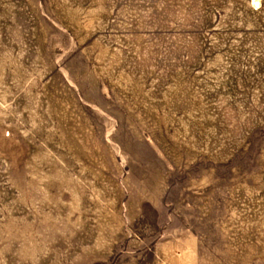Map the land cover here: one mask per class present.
Returning a JSON list of instances; mask_svg holds the SVG:
<instances>
[{
    "label": "rangeland",
    "instance_id": "374dc122",
    "mask_svg": "<svg viewBox=\"0 0 264 264\" xmlns=\"http://www.w3.org/2000/svg\"><path fill=\"white\" fill-rule=\"evenodd\" d=\"M0 0V264H264V0Z\"/></svg>",
    "mask_w": 264,
    "mask_h": 264
},
{
    "label": "bare ground",
    "instance_id": "6f19581e",
    "mask_svg": "<svg viewBox=\"0 0 264 264\" xmlns=\"http://www.w3.org/2000/svg\"><path fill=\"white\" fill-rule=\"evenodd\" d=\"M260 3H261V0H256V1H255V4H256V5H259Z\"/></svg>",
    "mask_w": 264,
    "mask_h": 264
}]
</instances>
